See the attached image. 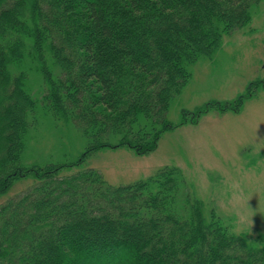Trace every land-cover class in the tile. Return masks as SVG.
Instances as JSON below:
<instances>
[{"label": "trees", "instance_id": "obj_1", "mask_svg": "<svg viewBox=\"0 0 264 264\" xmlns=\"http://www.w3.org/2000/svg\"><path fill=\"white\" fill-rule=\"evenodd\" d=\"M262 1L0 0V198L33 179L0 205V264H264V233H236L178 167L117 187L71 172L101 149L155 150L190 67L213 60ZM262 84L210 108L239 110ZM39 111L78 129L80 159L24 163Z\"/></svg>", "mask_w": 264, "mask_h": 264}, {"label": "rangeland", "instance_id": "obj_2", "mask_svg": "<svg viewBox=\"0 0 264 264\" xmlns=\"http://www.w3.org/2000/svg\"><path fill=\"white\" fill-rule=\"evenodd\" d=\"M190 70L192 78L169 112L175 127L163 134L155 150L138 154L126 147L101 149L71 172L95 169L117 187L178 167L207 209L215 206L236 233L256 242L264 233V0L253 9L247 28L227 35L213 60L197 61ZM38 74L29 75L27 85L41 98ZM256 81L263 84L252 88L239 110L210 108L246 95ZM37 120L28 135L25 164L80 159L87 142L72 123L57 122L43 111ZM31 185L32 177L20 179L0 198V205Z\"/></svg>", "mask_w": 264, "mask_h": 264}]
</instances>
